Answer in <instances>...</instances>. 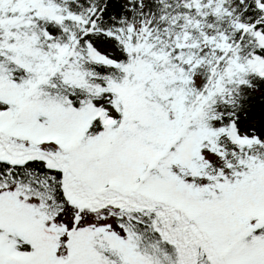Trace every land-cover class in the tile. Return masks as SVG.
<instances>
[{
  "label": "snow or ice",
  "instance_id": "1",
  "mask_svg": "<svg viewBox=\"0 0 264 264\" xmlns=\"http://www.w3.org/2000/svg\"><path fill=\"white\" fill-rule=\"evenodd\" d=\"M0 264H264V0H0Z\"/></svg>",
  "mask_w": 264,
  "mask_h": 264
}]
</instances>
